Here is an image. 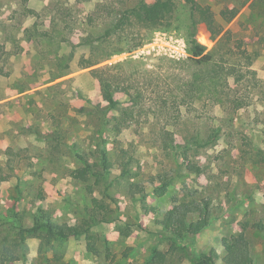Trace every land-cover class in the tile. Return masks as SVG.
<instances>
[{"label":"rangeland","instance_id":"1","mask_svg":"<svg viewBox=\"0 0 264 264\" xmlns=\"http://www.w3.org/2000/svg\"><path fill=\"white\" fill-rule=\"evenodd\" d=\"M156 1L0 0V264H198L212 250L227 264L232 239L264 264V0H197L213 13L197 42L213 52L229 30L237 55L223 50L218 62L241 75L202 99L189 97L194 75L213 73L189 58L191 7L173 0L172 23L147 29L141 12ZM97 69L119 101L107 117L93 112L107 105ZM215 130L214 142L193 146ZM101 148L112 163L103 180L74 178L99 164ZM132 182L145 186L137 200ZM202 201L212 219L200 233L158 224ZM95 206L107 222L79 238L35 228L39 209L68 229Z\"/></svg>","mask_w":264,"mask_h":264},{"label":"trees","instance_id":"2","mask_svg":"<svg viewBox=\"0 0 264 264\" xmlns=\"http://www.w3.org/2000/svg\"><path fill=\"white\" fill-rule=\"evenodd\" d=\"M185 1L191 7V40L189 50L191 57L189 58L193 61L195 69L201 70L210 67L213 73L212 78L211 76L206 77L207 75L204 76L198 73L194 75L195 79L191 84L192 89H190V94L189 92L188 94L190 98L194 97L196 99H202L204 95H207L212 90H216L218 88L219 83L223 81V77L228 78L229 76H237V81H240L241 75L237 70L236 63L224 65L223 63L218 62L223 58L222 56H219L220 52L223 50L228 56L237 55L232 47V36L230 31L227 30L222 35L213 52H206V48L200 45L196 40L197 27L201 22L211 20L213 18V13L209 7H203L197 2V0ZM175 9L176 5L173 0H157L153 4L143 8L139 20L147 29H157L169 26L174 18ZM236 14L237 11L232 9L227 17V21H231ZM219 58L221 60H219ZM95 72L97 73L103 98L107 105L105 107L97 105L94 107L93 112L103 117H107L109 111L116 109L119 105V101L112 95V79L102 74V69H97ZM89 111L92 112V110L87 107L80 109L81 113ZM116 128H119V126L117 125ZM217 133L218 131L215 130L203 143L194 140L193 146L196 148H204L208 146L211 142H214L217 139ZM167 143L170 144L173 149H177L174 145H172V143ZM100 152L102 153V158H100L99 164H86L85 167L76 169L72 172L74 178L86 181L93 176L94 178H97L98 181L103 180L108 172H110L112 163L108 160L105 149L101 148ZM84 163H86V161ZM190 164L192 163H189V167L191 166ZM128 166L129 162L123 163L122 175H126L128 173ZM96 168H98V170H95ZM196 168V165L190 167L192 171H195ZM172 180L173 179L171 177L165 176L158 189L162 193H165ZM144 192L145 186L140 183L132 182L127 186V195L133 200H137ZM195 216H197V218L193 219ZM211 219L212 210L207 201L191 202L174 206L171 211L165 213L163 219L158 221V224L163 226L167 231H171L175 236L183 237L188 230L195 235L200 233L209 226ZM17 221L20 222L15 216L11 219V223L14 226H16L15 224ZM35 222L36 229L43 228L52 236L60 239H69L79 238L81 235L86 234L93 225L100 222H107V219L105 215L101 213L100 208L95 206L92 212L90 211L89 219L83 220L78 225L71 226L68 229H65L63 226L51 221L50 217L41 209L38 210L37 215L35 216ZM260 229L264 232V226L261 225ZM225 250L227 252L225 257L227 264H253L252 247L246 241L242 242L232 239L231 241L225 243ZM217 259V253L212 250L208 255H206L205 259L200 261L198 264H214Z\"/></svg>","mask_w":264,"mask_h":264}]
</instances>
